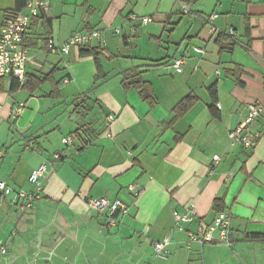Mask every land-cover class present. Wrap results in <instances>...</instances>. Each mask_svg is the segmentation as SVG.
<instances>
[{
    "label": "crops",
    "instance_id": "0c3cea01",
    "mask_svg": "<svg viewBox=\"0 0 264 264\" xmlns=\"http://www.w3.org/2000/svg\"><path fill=\"white\" fill-rule=\"evenodd\" d=\"M48 1L50 10L32 19L21 47L29 56L27 79L49 80L35 92L0 80V127L13 132L0 139V181L33 192L31 173L44 163L50 170L27 212L0 199L1 264H264V112L247 128L253 148L230 139L250 105L264 110V0ZM15 8L16 0H0V33ZM94 30L106 40L103 49L90 45L102 53L98 82L93 57L48 49L49 41L60 46ZM177 59L185 60L182 73ZM134 69L150 84L154 103L125 90L124 72ZM212 86L218 118L209 111ZM20 90L27 95L18 98ZM189 95L197 103L176 118ZM131 185L142 189L138 196ZM102 197L128 206L115 224L89 208ZM217 199L231 214L232 248L189 236L213 224ZM188 208L194 222L180 232L174 212ZM251 234L263 238L247 239ZM167 237L166 257H156L154 244Z\"/></svg>",
    "mask_w": 264,
    "mask_h": 264
},
{
    "label": "built area",
    "instance_id": "2783aa9c",
    "mask_svg": "<svg viewBox=\"0 0 264 264\" xmlns=\"http://www.w3.org/2000/svg\"><path fill=\"white\" fill-rule=\"evenodd\" d=\"M50 8L51 5L48 0H29L26 8L22 12L12 15L5 20L0 33V80L10 77L12 80L19 83L21 89L24 87L27 82V64L29 62V56L21 47V43L32 19L47 13ZM183 10L187 12L188 8L184 6ZM217 17V15H213L208 18V22L211 24ZM131 18V22H139L142 25H148L152 22L151 18H142L140 20L136 17ZM130 29L134 32L136 27L131 26ZM116 33L119 34L120 29H116ZM230 35H234V33L231 31ZM94 41H97L102 49L106 46L103 33L94 30L91 32L76 33L60 46H56L53 41H49L48 49L52 53L61 52L63 55H69L74 49L87 47ZM194 51L201 55L205 54V50L201 48H194ZM184 64V59L175 60L173 64L175 71L177 73H182ZM23 108L24 104H19L15 107L12 112L13 117H18L23 111ZM248 110L249 116L247 120L237 130L230 134V139L233 145L240 143L246 148H253L256 145V138L249 133L247 128L257 117L263 114L264 110L258 105H250ZM108 120L109 122H113L114 117L110 116ZM71 142L72 140L70 138L63 140L64 145H68ZM54 159H61V155H54ZM213 160L215 164H217L221 161V157L215 155ZM49 173L50 170L46 163L42 164L31 173L29 182L35 188L33 192L15 190L5 182L0 181V199L7 198L13 206L27 212L33 207L35 201L40 199L42 194V181ZM129 190L134 196H138L142 189L138 185H131ZM88 205L93 212L106 217L111 224H115L114 217L117 214H126L128 210V206L124 202L120 200L110 201L105 197L90 200ZM174 217L177 221V229L183 232L185 230V225H191L194 222L195 211L192 208H188L184 214L175 211ZM230 223L231 214L225 210L216 216L212 225L206 228L201 225L196 232H189V236L193 241H199L201 243L217 242L225 247L232 248L233 243L229 239ZM169 243V237L165 238L162 242H156L154 244L155 256L165 258L168 253L167 246ZM5 252L6 250L3 249V253Z\"/></svg>",
    "mask_w": 264,
    "mask_h": 264
},
{
    "label": "trees",
    "instance_id": "16d2710c",
    "mask_svg": "<svg viewBox=\"0 0 264 264\" xmlns=\"http://www.w3.org/2000/svg\"><path fill=\"white\" fill-rule=\"evenodd\" d=\"M28 1L29 0H16V8H15L14 12L8 13L7 18L12 16V15H16V14H19L20 12H22L26 8ZM194 1H196V0H184L183 4H185L186 6H189V4L194 2ZM36 18H38V17H36ZM218 42H220V40H218ZM232 48H233V45L221 44V50H231ZM80 55L82 57H93L94 58L96 66H97V71H98L97 76H96V82H98L101 77L105 76V74L103 73L102 64H101V60H100L102 53L100 52V50L98 48H92V46H90V45L87 47L81 48L80 49ZM47 80H49V76H46L43 78L29 77L27 79L26 84L22 88L28 89L31 92H35L38 90V88L41 86V84L45 83ZM12 83H13L12 88L14 90L21 89V87L19 86V83L17 81L13 80ZM123 86H124L125 90H127V91H130L131 89L138 90L140 92L142 98L145 101H148L150 103L155 102V97L153 95L152 88H151L150 84L144 82L141 79L140 73L137 72L135 69L131 70V71L124 72ZM209 91L211 93V97L213 100L212 104L209 106V111L213 117L218 118L219 111L216 107V104H217L216 86H212ZM54 94L55 95L57 94L56 89L53 91L51 96L52 95L54 96ZM196 103H197V97H195L194 95L187 96L175 108L176 118L184 116ZM214 208L218 214L225 211L223 208V205H222V200H220V199H217L215 201ZM261 238H263V237L260 235H257V234L247 235V239H251V240H258Z\"/></svg>",
    "mask_w": 264,
    "mask_h": 264
},
{
    "label": "rangeland",
    "instance_id": "374dc122",
    "mask_svg": "<svg viewBox=\"0 0 264 264\" xmlns=\"http://www.w3.org/2000/svg\"><path fill=\"white\" fill-rule=\"evenodd\" d=\"M143 32V31H142ZM146 31H144L143 33H145ZM143 47V46H142ZM143 49V48H142ZM48 89L47 88H44L43 89V92H45V91H47ZM22 91L23 90H20L19 91V95H17V97L19 98V97H21L22 95H27V92L26 91H23V94H21L22 93ZM12 123V122H11ZM8 124L6 125V124H4L3 126H1L0 127V139H2V140H4V139H6L7 137H12L13 136V132H10L9 131V128H8ZM0 254H1V250H0ZM2 256V255H1ZM37 260H38V258H37ZM0 264H1V262H0Z\"/></svg>",
    "mask_w": 264,
    "mask_h": 264
}]
</instances>
